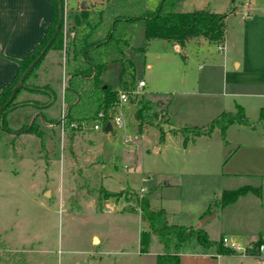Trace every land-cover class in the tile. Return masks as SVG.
<instances>
[{
	"label": "rangeland",
	"instance_id": "rangeland-1",
	"mask_svg": "<svg viewBox=\"0 0 264 264\" xmlns=\"http://www.w3.org/2000/svg\"><path fill=\"white\" fill-rule=\"evenodd\" d=\"M106 1L70 0L68 8H64L63 48L56 50L61 56L51 53L55 66L49 79L57 92V100L49 111L50 118L61 120L65 78L62 60L65 67L69 43L85 32V25H78L76 17L82 15L85 4L84 11L92 18ZM162 1L148 0L149 9L157 11ZM252 1L264 7V0H182L177 10L193 12L211 2L217 12L229 14L234 12V7L242 16L243 6H253ZM240 20L238 16L232 18L229 26L232 39L237 38L233 22L241 23ZM127 35L129 45L124 55L134 67L126 70L124 80L131 82L134 78L136 92L139 82L144 81L146 88L132 94L133 102L144 100L151 107L146 113L143 133L139 131L135 108L129 103L122 112L125 127L115 126L113 133L96 130L92 124L74 132H64L61 124L63 136L60 127L54 133L42 130V123L33 111L35 106L49 100L42 95H47L50 86L38 80V73L29 79L17 99V103H30L33 107L9 114V132L0 133V237L12 251L23 252L29 264H140V254L154 252L161 244L153 234L147 244L143 243L142 233L150 229L139 214L116 210L126 205L129 192L130 196L152 193L154 205L162 197L171 212L169 222L173 225L194 223V215L209 206L212 217L220 210L216 202L222 193L239 189L240 181L246 183L225 174L245 172L238 169H246L250 161L247 145L264 141V124L253 118V126L234 125L225 140L216 129L212 137L196 138L185 146L181 132L173 134V131L207 128L227 111L224 101L228 98L221 88L222 57L218 52L222 47L208 40L204 45L199 41L189 42L179 53L169 41L147 42L143 20L131 24ZM122 71L121 60L110 61L101 80L121 92ZM206 75L211 77V83ZM228 80H231L229 75ZM130 87V90L134 88ZM26 98L38 100L22 101ZM64 112L66 116L68 111ZM163 113L168 115L166 119ZM36 117L40 132L53 139L50 143L46 141L49 152L47 144L42 148L37 136L23 133ZM149 123L162 126L165 141H161V130ZM241 143L244 145L241 151L225 155L230 145ZM101 176L106 189L125 192L126 196L119 203L113 198L105 201L103 210L99 211L90 190L98 191ZM167 182L171 187H166ZM45 186L52 193L43 194ZM200 222L192 225L197 227ZM205 229L211 232L212 240L229 235L231 230L218 219L211 220ZM94 235L101 239L100 248L92 243ZM197 236L185 243L197 242Z\"/></svg>",
	"mask_w": 264,
	"mask_h": 264
},
{
	"label": "trees",
	"instance_id": "trees-1",
	"mask_svg": "<svg viewBox=\"0 0 264 264\" xmlns=\"http://www.w3.org/2000/svg\"><path fill=\"white\" fill-rule=\"evenodd\" d=\"M51 2L53 19L44 39L28 56L18 61L19 71L16 77L0 93V109H3L5 116L3 123L2 114H0V133L9 132L7 116L11 112L33 105L30 103H17L19 94L26 89L25 85L29 79L35 73H38L48 53L63 48V21L61 16L64 12V0H51ZM180 3L181 0H163L157 11H151L148 7V0H107L105 5L96 9L92 18H90L88 11L82 9V15L76 17V22L78 25H85V32L80 38L73 39L66 50L65 74L68 82L65 91V102L68 108H71L65 118V132L82 130L90 124L93 126L100 125L101 130H105L106 126L113 121V118L119 112L120 92L115 91L110 85L103 84L101 80V76L110 61H122L121 81H123V91L129 95L131 94L130 97L132 96L137 81L134 78L131 82L124 80L126 70L134 67V63L126 59L124 55V49L129 45L127 31L131 24L140 20L145 22L147 42L160 39L174 42L176 45L183 47L191 39L204 38L215 45H224L227 13H215L209 8L194 12H180L177 10ZM18 85L19 88L16 90L14 100L8 103ZM130 85L134 86L132 90H130ZM47 96L49 100L44 105L34 106L39 110L51 107L56 102V93L51 87L47 91ZM129 104H132L135 108L139 131L143 133L146 125V113L151 109L150 104L144 100H139L135 104L133 96L130 98ZM166 117L167 114L164 115L165 119ZM149 124L161 130V141H165L166 133L161 128L162 126ZM233 125L252 126L242 107H239L236 112L223 113L207 128H184L172 133L178 134L181 132L186 146L196 138L212 137L216 129L220 130L225 140L230 127ZM39 129L40 126L35 121L32 127L26 128L23 133L37 136L41 140L42 148L45 149L46 136ZM95 190H90V193L96 198V206L99 211L103 210L104 201L112 198L119 201L126 196L125 192H111L101 185L98 191ZM249 193H253L258 197L262 196L261 188L244 186L236 190L224 191L221 198L216 202V207L226 208ZM130 195L129 193L125 197L127 205L123 211L139 213L143 222L149 227L150 232L142 233L143 243L147 244L150 234H153L163 246V253L157 257L156 264H181L180 256L172 251L174 238L186 242L191 240L195 234H198L199 241L204 247L213 245L203 229L170 224L165 209L155 210L152 208V193ZM256 245L259 246L260 243ZM221 246L225 249L223 245ZM225 252L234 253L231 249H226ZM0 264H29V262L23 252L12 251L6 241L0 238Z\"/></svg>",
	"mask_w": 264,
	"mask_h": 264
},
{
	"label": "crops",
	"instance_id": "crops-1",
	"mask_svg": "<svg viewBox=\"0 0 264 264\" xmlns=\"http://www.w3.org/2000/svg\"><path fill=\"white\" fill-rule=\"evenodd\" d=\"M252 3H254L253 6L252 4H246L243 6L242 16L237 14L238 12H236L234 7L232 8L234 12L227 13L224 45H218V47H222V49L218 48V52L222 57L223 66L221 88L224 96L228 98L224 101L227 106V111L223 113L236 112L239 107H242L252 124L253 118H257L256 120L264 124V7L256 6L255 1H252ZM211 4L212 3L209 2L208 6L205 8H209L215 13L224 14L222 12H217ZM244 9H246V11ZM233 16L241 18V23L233 22V26L237 32V38L232 39L229 36V26ZM52 19L53 9L51 0H0V93L16 77L19 71L18 61L23 60L28 56L44 39ZM198 41L200 45H204L207 40L205 39L202 41L200 38H194L189 42ZM171 43L177 47V52L180 53L183 47L176 45L174 42ZM51 53H56L58 57L60 55L54 50L48 53L46 60L43 62L40 71L38 72V80L53 88V83L51 79H49V73H51L55 66V62L52 59L54 56H51ZM62 62V70L64 71L65 78L62 89L64 102L61 112V120L58 121L57 119L49 117V111L52 106L44 110L35 108L33 111V114H37L36 116L42 123L40 124L42 130L45 131L56 132V129L59 127L62 131V113L66 110L68 111V105L65 102V91L68 79L65 74L64 59ZM228 75L231 80H228ZM210 78L209 75H206V79L211 83L212 81ZM42 96L48 97L47 95ZM30 100L38 99L26 98L22 101ZM20 109L22 108H19L10 114H14ZM39 115L44 117L40 119ZM26 125L28 124H24L23 126ZM232 127H230V129ZM63 131L65 132L64 129ZM63 131L61 134L62 136L64 135ZM52 132L50 133L53 134L54 132ZM113 132H115V128L112 127V131L108 133ZM46 139L47 143L48 140L50 143L52 139L51 135L48 134ZM235 146L236 147L232 151L236 152L241 151L244 145L241 143L235 144ZM247 150L251 154V158H249L250 161H247L246 169L249 168L250 171H246V169L239 167L240 169L238 170H243L245 172H231L225 174V176L236 177L235 179L245 181L246 183L240 181L241 183L239 184H242L241 187L251 186L253 188H261L262 196L258 197L253 193H249L226 208L216 210L214 216L201 228L208 234L210 241L213 243L211 247H204L200 243L198 236L197 242H193L190 245L174 239L172 251L174 254L180 256L181 264H264V252L262 253L263 255H256V252H254L251 255L244 257L238 253H226V249L229 248L223 246L225 248L223 249L221 246L223 245V238L236 242L239 246L246 249L254 248L255 246H258L256 245L258 243H260V245L264 244V161L262 160V158H264V141L259 140L258 143H250L247 145ZM47 151L49 152L48 144ZM155 151H158V149L156 148ZM223 175L224 174H222V176ZM99 182L100 185L103 186L102 176L99 179ZM166 187H171V184L167 182ZM43 189V194L47 195L48 192L52 193V191L46 186ZM122 200L120 199L119 201H116L119 203ZM154 201L153 195L151 197L152 208L155 210L165 209L169 220L171 212L163 202V198L161 197L157 205H154ZM126 205H124L123 208L117 207L116 210L119 212L123 211ZM209 208H211V206L205 207L200 212H197L194 215V221H192L194 223H182L181 225L195 227L192 224H196L202 221L205 217L211 215L208 213V210H210ZM123 213L131 214L124 211ZM215 219L224 221V223L231 229L230 232H228L229 235H225L219 240H212L210 238L211 232L205 229V226H207L211 220ZM244 228H246V230H243ZM92 243L98 248L102 246L101 239L98 235L92 237ZM162 253L163 246L161 245L154 252L140 254V264H156L157 257Z\"/></svg>",
	"mask_w": 264,
	"mask_h": 264
},
{
	"label": "built area",
	"instance_id": "built-area-1",
	"mask_svg": "<svg viewBox=\"0 0 264 264\" xmlns=\"http://www.w3.org/2000/svg\"><path fill=\"white\" fill-rule=\"evenodd\" d=\"M69 1L70 0H64V8H66V9L68 8ZM244 10L246 11V9H244ZM220 49H222V48H220ZM145 87H146V83L144 81H140L138 84L137 92L133 91V94L139 93V91L143 90ZM129 101H130V95L125 91H121L119 93V112L115 115V117L113 118V121H111L113 128H115V126L118 128H124L125 127V121H124L122 112H123V107L126 106L127 103H129ZM65 114L66 113L63 112L62 121H61L62 125H64V122H65V118H66ZM96 130H101V126L97 125ZM222 244H223V246L234 251V253H238L244 257L251 255L252 252H256V255H260L264 252V244L259 245V246H255L254 248H250V249L247 248L246 249V248L239 246L236 242H233L227 238L222 239Z\"/></svg>",
	"mask_w": 264,
	"mask_h": 264
},
{
	"label": "water",
	"instance_id": "water-1",
	"mask_svg": "<svg viewBox=\"0 0 264 264\" xmlns=\"http://www.w3.org/2000/svg\"><path fill=\"white\" fill-rule=\"evenodd\" d=\"M86 8V5L83 4L82 6V9H85ZM19 88V85L14 89L13 91V94L11 96V99L9 100L8 103H11L13 100H14V97H15V93H16V90ZM71 107L68 108V110L70 109ZM0 114H2V122L4 123V120H5V116H4V111L3 109H0ZM39 117L42 118V115H39ZM37 117L35 118L34 122L36 121ZM34 122L31 124L30 127H32V125L34 124ZM112 131V123H109L106 128H105V132L108 133V132H111ZM236 146L235 145H230L226 151H225V155L228 156L230 154V152L235 148ZM213 217V216H212ZM212 217L208 216L206 218H204L198 225H197V229H201Z\"/></svg>",
	"mask_w": 264,
	"mask_h": 264
}]
</instances>
